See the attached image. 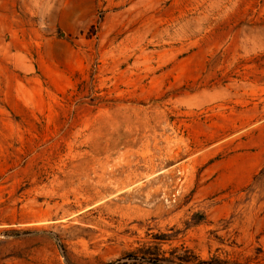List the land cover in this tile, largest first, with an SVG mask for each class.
<instances>
[{"label": "rangeland", "instance_id": "obj_1", "mask_svg": "<svg viewBox=\"0 0 264 264\" xmlns=\"http://www.w3.org/2000/svg\"><path fill=\"white\" fill-rule=\"evenodd\" d=\"M0 264H264V0H0Z\"/></svg>", "mask_w": 264, "mask_h": 264}]
</instances>
